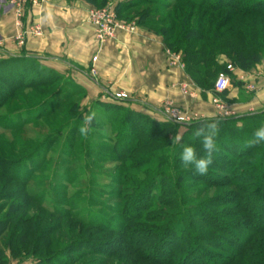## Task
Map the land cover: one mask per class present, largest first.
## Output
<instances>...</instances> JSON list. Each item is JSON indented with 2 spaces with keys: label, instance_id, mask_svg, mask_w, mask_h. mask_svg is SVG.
I'll return each instance as SVG.
<instances>
[{
  "label": "rangeland",
  "instance_id": "rangeland-1",
  "mask_svg": "<svg viewBox=\"0 0 264 264\" xmlns=\"http://www.w3.org/2000/svg\"><path fill=\"white\" fill-rule=\"evenodd\" d=\"M33 1L27 0L23 8V15L28 4L31 7L38 5V1L34 4ZM127 1L106 0L104 4H101L97 0L90 10L100 9L108 5H113L115 10L116 5ZM140 10L141 8H138L126 12L118 19L126 21L124 20L126 17L137 18ZM13 14L19 20L23 17V15L17 17L14 11ZM164 14L165 11L162 12V15ZM132 21L135 22L136 19ZM174 53L179 54L183 63L181 53ZM22 56L26 55L22 54ZM219 59L222 63H228V60L224 57ZM263 65L264 60L258 65L261 77L258 75L259 71L256 68L255 72L254 69L246 72L255 73L253 74L255 78H252L251 82L256 85L258 90L251 92L245 89L247 83L245 79H242L245 71L227 64L226 72L220 74L229 76V89L239 87L245 91L247 98H254L255 95L264 90L261 89L264 82ZM229 66L233 70H229ZM10 68H12L14 76H22L21 71L24 73L23 70L25 72L29 70L31 74L22 77L24 83H28L29 80L31 87L16 90L13 98L4 102L0 108V158L7 160L14 173L13 176L22 179L23 182L22 184L13 183L3 192L0 191V195L8 194L10 189H17L16 193H22L17 199H13L11 196L0 197V220L5 219L7 215L12 220L7 233L0 238L1 250H5L4 246L13 233L18 236L28 226L30 228V224L33 223V230L39 233L44 226L55 223L58 234H60V243L58 244L53 240L52 243L57 245H53L52 250L67 247L74 240H87L81 244L84 247L77 249L75 252L72 251L70 254H62L61 257L68 259L71 263L74 260L75 264H158V262L165 264L164 260H166L167 255L162 251L160 241L166 239L164 238L166 236L161 235V232L170 221L168 216L171 210L180 205L189 213H193V211L202 207L215 211L205 207L207 203L215 195L233 190L232 187L223 190L205 187L200 180H196L200 179L199 177L185 176L191 173V170L185 167L183 163H176L178 165L176 173H183L184 175L180 181V190H176V184L172 182L171 177L174 174L173 163L176 158L180 157L181 149L171 151L172 146L154 139L156 141L154 148L148 150L137 149L133 152L134 156L129 154L126 160L119 162L118 156L120 153L125 152L126 139L131 136L129 132L134 131L135 133L131 137L134 141L129 140L130 145L135 149L137 141L139 143L144 141H139L140 137L136 136V133L137 135L148 134L151 131H156V128L147 124L145 126L144 122L141 121V123L139 122L141 132L136 129L129 131L125 124V114L123 112L107 110L105 107L99 106L98 103L117 104L112 97L103 95L101 92L94 97L91 95V91L88 95L85 88L78 81L77 83L73 80L71 73L68 71L61 74L45 66L40 61L38 64L14 62ZM38 68L52 70L61 78L55 80L53 75L47 74V77L42 76L41 79H37L36 74L40 71ZM180 70L185 72V65ZM237 71L242 72L240 77L236 75ZM90 74L95 76V72H92V70ZM259 78L262 80H259ZM45 80H49V82H43ZM42 82L49 86H40ZM72 84L80 87L83 93L79 92L78 94L73 90L71 88ZM190 87L201 90L191 79ZM202 94H204L203 91ZM222 96H219V99L223 105L231 109V114L228 116H219L218 114L215 118L227 119L264 111V107H262L259 110H245L244 112L242 107L235 108L225 96ZM74 102L80 104L77 113L74 110H72V113L70 112ZM212 105L214 106L213 103ZM169 107L175 108L173 106ZM165 108H162L161 115L156 114L155 116L154 113L149 114V112L140 114L157 122H167L169 120L163 114ZM126 109L129 108L126 107ZM175 109L182 115H188L190 120L187 124L204 120L199 118L196 113H187L184 110ZM90 111H95L97 115L90 125V133L87 137H83L78 129L83 125L84 116ZM15 125H18V130H13ZM242 125L243 123L240 122L237 124L238 127L235 128L237 134L240 135L239 137L243 141L246 139L251 140L253 130L244 131L241 129ZM185 131L184 127L176 128L173 138L182 137ZM262 148H264V141L256 148L251 158L255 160L257 157L260 158L258 155ZM135 155L142 159L156 156V160L154 164H145L133 169L129 168L128 171V165L131 161L136 160ZM258 160L260 161V159ZM258 169L259 173L254 181L255 184L250 190L252 195L249 203L253 213L257 216L262 213L259 214V209H255V207L262 204L264 208V201L259 199L260 194L264 192V178L261 177L264 175V169L261 167ZM166 170L167 173H165ZM158 172L160 176L155 175ZM161 173H165L164 177ZM167 174L170 175V178L167 177ZM131 181L136 182V184ZM179 191L182 192L185 202L179 201L177 195ZM142 199L144 207L150 203L152 209L146 212L145 208H141L140 210L144 216L143 220L131 222L132 218L138 215L137 204ZM222 211H225V209H222ZM227 211L230 213V210ZM63 217H69L71 220H63ZM149 217L150 222L145 221ZM244 219L246 220L244 215H241L231 218L229 221L240 222ZM42 222L43 225L40 226ZM128 222L131 223L127 225ZM91 232L94 234L92 235ZM56 235L57 232L53 234V238ZM32 240L34 241L33 236L31 237ZM175 242L174 246L176 247L182 245L180 239L175 240ZM20 249L21 247L16 246V254L21 252ZM22 249L25 251L26 244L22 246ZM186 249V247H177L178 253L175 254L173 263H176ZM191 259L197 260L196 257H191ZM34 263H36V259L25 258L23 254L8 260V264ZM61 263L63 264V260Z\"/></svg>",
  "mask_w": 264,
  "mask_h": 264
},
{
  "label": "trees",
  "instance_id": "trees-1",
  "mask_svg": "<svg viewBox=\"0 0 264 264\" xmlns=\"http://www.w3.org/2000/svg\"><path fill=\"white\" fill-rule=\"evenodd\" d=\"M85 1L93 5L97 0ZM98 1L104 4L106 0ZM138 8H141V10L137 18L126 17L124 20L132 21L136 19L135 22L138 27H146L155 35L161 37L167 49L181 53L185 73L204 94L208 91L213 92L214 81L218 74L226 72L227 64L247 72L258 67L264 60V0H128L125 3L116 5L115 12L117 17L121 18L126 12ZM164 11L165 14L162 15ZM221 57L227 59L228 63L220 62L219 58ZM14 62L38 64L39 60L20 55L0 61V108L4 102L13 98L16 90L31 87L29 80L28 83L23 82V77L30 75V71L25 72L23 70L24 73L21 71L23 77L20 75L14 76L12 68H10ZM8 67L9 69H7ZM47 74L53 75L55 80L61 78L54 71L43 68L37 72V79H41L42 76L47 77ZM43 82H49V80ZM43 82L40 86L46 87L48 84H43ZM71 88L78 94L79 92L83 93L82 89L75 84H72ZM113 101L123 102L125 100L113 99ZM98 104L107 110L123 112L125 114V124L129 131L136 129L141 132V121L144 122L145 126L147 124L156 128V131H151L148 134L137 135L136 133V136L140 137L138 140L144 141H141L143 143L137 141L135 149L130 145V141H134L131 137L135 133L134 131L129 132L131 136L126 139L125 152L120 153L118 156L119 162L126 160L129 154L134 156L133 152L137 149L148 150L154 148L156 146L154 140L172 146L171 151L178 148L182 151L181 146H192L196 149L198 157L204 156L201 139L195 138L193 134L202 125L216 121L218 123L216 143L219 151L213 154V162L207 173L198 175L194 168L189 165L187 168L191 170V173L185 176L199 177L200 179L196 180H200L201 184L208 188L223 190L232 187L233 190L215 195L207 203L205 207L215 210L216 213L203 207L189 213L180 205L171 210L168 216L170 221L161 232V235L166 236L164 241H160L162 251L167 255L164 262H166L165 264H264V215H262L264 214V208L262 204L255 207V209H259V214L262 213L257 216L253 213L249 204L252 195L250 190L255 184L254 181L259 173L258 168L264 169V148L259 152L258 156L260 158L257 157L255 160L251 156L263 141L249 147L247 144L250 139L243 141L240 139V135L237 134V129H235L240 122L243 123L242 130H253L254 133L255 130L264 126V111L227 119H204L182 125L171 121L157 122L140 113L126 109V107H121V105ZM72 106L70 112L72 113V110H74L77 113L80 104L74 102ZM17 126L15 125L13 130H18ZM181 127H184L186 131L180 137L181 139L174 144V130ZM149 158L142 159L135 155L136 160L131 161L127 170L145 164H154L156 156ZM177 159L179 160L177 161ZM176 163H182L180 157L176 158L173 163L174 174H172L171 180L176 184V190H180V181L184 175L183 173H176L178 166ZM165 173H167V170ZM165 173H161L162 177ZM13 174L7 160L0 158L1 192L13 183H23L22 179H18ZM155 175L160 176L159 172ZM263 176L261 177L264 178ZM167 177L170 178V175L167 174ZM131 182L136 184V182ZM16 190L10 189L8 194H2L0 197L11 196V198L17 199L22 193H16ZM177 195L180 202L186 201L181 191ZM260 195V201H264V192ZM142 201L143 199L138 202V215H135L131 222L143 220L144 216L140 210L141 208H145L146 212L152 209L150 203L144 207ZM222 209H225V211H222ZM227 210H230V213ZM241 215H244L246 220L240 222L229 221L231 218ZM62 219L71 220L69 217H63ZM42 221L44 222V220ZM145 221L150 222V217ZM11 222L9 215L0 220V238L7 233ZM43 222L40 223V226L43 225ZM131 222L126 224L129 225ZM30 225V228L28 226L18 236L13 233L9 237L7 244L4 246L5 250L0 249V264H8L9 259H14L21 254L25 258L36 259L34 264H62V260L63 264H75L74 260L71 263L61 256L84 247L81 244L87 240H74L67 247L52 250L51 247L57 245L52 243L53 240L58 244L60 243V234H58L55 223L44 226L39 233L33 230V223ZM55 232H57V235L53 238ZM91 234L94 233L91 232ZM32 236L34 241H31ZM179 239L182 245L177 247H186L187 249L177 259L176 263H173L175 254L178 253L174 244L176 243L175 240ZM24 244H26L25 251L22 249ZM16 246L21 247V254H16ZM191 257H196L197 260L194 261ZM158 264L160 263L158 262Z\"/></svg>",
  "mask_w": 264,
  "mask_h": 264
},
{
  "label": "crops",
  "instance_id": "crops-1",
  "mask_svg": "<svg viewBox=\"0 0 264 264\" xmlns=\"http://www.w3.org/2000/svg\"><path fill=\"white\" fill-rule=\"evenodd\" d=\"M37 1L34 7L28 4L19 20L13 14L12 0H0V60L20 54L36 58L61 74L70 72L88 95L89 91L94 97L100 92L109 97L125 93L127 99L116 103L137 113L161 115L166 105L196 113L203 119H214L219 114L212 105L214 92L203 95L201 90L192 89L188 75L169 65L162 38L146 27H138L134 34L120 32L99 48L87 22L92 5L85 0ZM31 25L41 27L40 37L26 33ZM95 56L97 60L92 63ZM92 69L95 76L90 74ZM241 74L236 73L238 77ZM253 74L243 72L247 84L253 83ZM182 84L189 86L193 98L180 92ZM245 94L238 87L222 97L244 112L264 107V91L254 98Z\"/></svg>",
  "mask_w": 264,
  "mask_h": 264
},
{
  "label": "built area",
  "instance_id": "built-area-1",
  "mask_svg": "<svg viewBox=\"0 0 264 264\" xmlns=\"http://www.w3.org/2000/svg\"><path fill=\"white\" fill-rule=\"evenodd\" d=\"M27 0H12L11 8L17 15V17H22L23 15V8L26 4ZM37 2V0L33 1V4ZM87 22L93 29L94 39L99 48L102 47L107 41L115 39L118 33H127V34H134L137 31L138 26L136 22H126L121 21L118 19L116 12L114 10L113 5H108L106 7L100 9H91L88 11L87 14ZM31 37H40L42 34L41 27L39 25H31L26 32ZM166 54L169 57V65L174 68L183 69L184 65L181 62L180 56L177 53H174L168 49H166ZM97 57L92 58V63H95ZM264 69V65L262 66ZM228 69H232V67H228ZM233 70V69H232ZM92 72H95L92 69ZM258 75L261 77V72H258ZM242 79H244L242 77ZM263 82V81H262ZM230 88V79L227 74H220L213 86L214 96L212 98V103L218 109L219 116L224 115L228 116L231 114V109L227 106L222 104V101L219 99L223 93L228 91ZM256 85L253 83H248L247 87L245 88L247 91H255ZM261 89H264V82L261 85ZM264 91V90H263ZM180 92L187 97L193 98L195 95L189 91V86L187 84L180 85ZM112 99L123 101L127 99V95L125 93H115L112 94ZM163 114L166 118L174 123L177 124H187L190 120L188 119L187 114H181L177 111V109L166 106Z\"/></svg>",
  "mask_w": 264,
  "mask_h": 264
},
{
  "label": "clouds",
  "instance_id": "clouds-1",
  "mask_svg": "<svg viewBox=\"0 0 264 264\" xmlns=\"http://www.w3.org/2000/svg\"><path fill=\"white\" fill-rule=\"evenodd\" d=\"M95 111H90L83 118V125L79 127L78 131L81 136L87 137L90 133V125L96 117ZM195 138L201 139V144L204 156L198 157L196 149L192 146H181L182 151L180 153V159L184 166L191 165L198 175H205L208 171L209 166L213 162V154L219 151L216 143L218 136V123L212 121L210 123L202 125L199 129L194 132ZM181 138L177 136L173 143L175 144ZM264 141V126H261L253 133V138L248 141L247 146L251 147L259 142Z\"/></svg>",
  "mask_w": 264,
  "mask_h": 264
}]
</instances>
